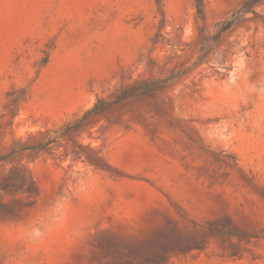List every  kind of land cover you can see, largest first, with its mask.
<instances>
[{
    "label": "rangeland",
    "instance_id": "obj_1",
    "mask_svg": "<svg viewBox=\"0 0 264 264\" xmlns=\"http://www.w3.org/2000/svg\"><path fill=\"white\" fill-rule=\"evenodd\" d=\"M243 1L204 0L206 25ZM258 11L208 62L118 101L192 66L194 0H0V156L17 151L0 162V264H264ZM99 99L73 138L20 151Z\"/></svg>",
    "mask_w": 264,
    "mask_h": 264
},
{
    "label": "trees",
    "instance_id": "obj_2",
    "mask_svg": "<svg viewBox=\"0 0 264 264\" xmlns=\"http://www.w3.org/2000/svg\"><path fill=\"white\" fill-rule=\"evenodd\" d=\"M263 4L264 0H244L229 16L209 27L205 23L204 0H194L196 16L201 21V24L198 28V34L196 38V60L192 64V66L178 71L172 70L170 74L164 77L152 78L144 81H136L133 84H129L126 87L122 88L116 94L117 100L123 101L132 96L149 94L153 91L165 89L171 83L175 82L184 74L188 73L190 69L208 62L220 48V46L227 41V39L237 28L250 21L252 18L261 17V14L258 11V7ZM107 104L108 101L106 99H99L96 104L92 108L85 111L81 117L69 123L65 127V132L62 135L53 138L49 137L48 140L44 143L25 146L21 148L20 151L47 150L49 147H52L55 143H57L61 138H73L74 134L79 131V129L84 125L88 118L92 115L101 113ZM58 131H56V133ZM16 152L17 151L14 150L10 153L1 155L0 162L5 161ZM27 185V181L24 180V186Z\"/></svg>",
    "mask_w": 264,
    "mask_h": 264
}]
</instances>
